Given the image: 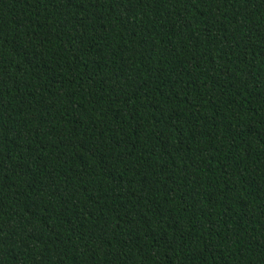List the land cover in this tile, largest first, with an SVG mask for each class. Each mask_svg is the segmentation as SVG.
Here are the masks:
<instances>
[{"label":"trees","instance_id":"1","mask_svg":"<svg viewBox=\"0 0 264 264\" xmlns=\"http://www.w3.org/2000/svg\"><path fill=\"white\" fill-rule=\"evenodd\" d=\"M0 264H264V0H0Z\"/></svg>","mask_w":264,"mask_h":264}]
</instances>
